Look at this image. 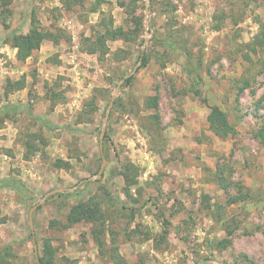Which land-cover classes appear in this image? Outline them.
<instances>
[{
    "label": "rangeland",
    "instance_id": "374dc122",
    "mask_svg": "<svg viewBox=\"0 0 264 264\" xmlns=\"http://www.w3.org/2000/svg\"><path fill=\"white\" fill-rule=\"evenodd\" d=\"M94 4L0 1V182H21L0 186L3 264H114L113 249L128 264H264V146L254 135L264 121V0H151L147 35L146 0ZM111 21L129 38L93 52ZM33 22L53 38L22 62L11 41ZM143 48L148 65L127 86ZM119 91L103 175L86 181L99 173ZM153 96L158 112L146 106ZM208 105L227 114L234 137L209 130ZM27 141L39 145L28 159ZM59 188L74 191L39 205ZM241 192L248 199L229 205ZM91 199L104 222L66 228L71 208Z\"/></svg>",
    "mask_w": 264,
    "mask_h": 264
},
{
    "label": "trees",
    "instance_id": "16d2710c",
    "mask_svg": "<svg viewBox=\"0 0 264 264\" xmlns=\"http://www.w3.org/2000/svg\"><path fill=\"white\" fill-rule=\"evenodd\" d=\"M1 4H7L12 0H0ZM257 1V0H254ZM81 0H66V4L69 8H71L72 5L80 3ZM105 0H95V4L93 7V11L97 12L99 10V7L101 4H103ZM99 26L103 28V32H101L97 37L93 44L94 49L93 52H97L98 50H101L105 52L108 51L107 48V42L108 41H116L120 39H128V34L121 28H115L113 25V22L109 23H100ZM141 26V25H139ZM53 38L51 32H44L43 30H39L36 27V24L33 22L32 30L27 35H16L12 38L11 45L18 50V60L25 62L28 58H30L33 53L40 49L42 43L47 40ZM99 47L101 49H99ZM142 57V55L139 57V59ZM148 65V57L146 53L143 55V61L138 68V72L144 68H146ZM262 71L264 72V61L262 62ZM197 69V66L192 69V73H195V70ZM135 80V75H130L125 79V83L127 86L133 85ZM16 89H21V83H18V86ZM194 93L198 96H200V91L194 90ZM203 101L207 104L208 102L203 99ZM96 102V97H93L91 104L89 107L96 108L97 105H94ZM93 106V107H92ZM147 109L149 110H155L158 112L159 110V96H153L151 97L147 104ZM210 108V113L208 115V124H209V130L216 135L217 137L221 139H227L229 137H234L237 134V131L235 127L230 123L227 114L218 106H211L208 105ZM153 118L155 119L156 123L160 124V117L159 114L156 113L153 115ZM255 137L259 141V143L264 146V121L261 123L260 128L254 133ZM107 138V134L105 136V139ZM44 143V141H41ZM25 147L27 150V153L25 157L28 159L30 155L34 154L36 151H39V145L37 143H32L31 141L25 142ZM55 168L63 169L65 166H68L67 163L58 160L54 164ZM122 167V166H121ZM123 168H126L127 172L125 171L123 173L126 182L130 185L134 183L133 178H131L130 171L133 169L137 172L133 165H125ZM218 182L221 185L222 189L228 191L229 185L226 183V179L224 177V171L219 168L218 170ZM0 186L3 187H11L15 185H20L21 182L14 180V179H5L1 180ZM135 184V183H134ZM248 199V195L246 193L241 192L238 196L229 197L228 204L233 205L239 202H243ZM1 214H0V220H1ZM104 215L101 211V208L97 204V202L91 200H88L86 202H81L75 206H73L70 210V213L68 214L67 220L68 224L66 225V228H70L71 226L82 223V222H90L93 224H102L104 222ZM163 235H167L169 233V224L166 222L163 223ZM103 234V232L101 233ZM234 234V231L229 230L227 231L228 238L223 239L219 246L222 248H227L231 244V238ZM102 245V242H101ZM114 253H112V259L114 261V264H128L122 257L119 256L117 249H113ZM0 263H6V259L3 257H0ZM42 264H47L43 259H41Z\"/></svg>",
    "mask_w": 264,
    "mask_h": 264
},
{
    "label": "water",
    "instance_id": "95a60500",
    "mask_svg": "<svg viewBox=\"0 0 264 264\" xmlns=\"http://www.w3.org/2000/svg\"><path fill=\"white\" fill-rule=\"evenodd\" d=\"M150 2H151V0H146V13H147V16H146V30H145V34L146 35L149 33V27H150V17H149ZM145 53H146V48H143L142 57L140 58L138 64L136 65V67H135L134 71L131 73V75L135 74L138 71V68L140 67V65H141V63L143 61V55ZM120 85H121V83H120ZM120 85H119V87H120ZM120 93L121 92L119 91V92H117V95L113 96V98H112V100L110 102V105H109V107L107 109L105 120H104V123H103V126H102L101 135H100L102 164H101L99 173L97 175H95L94 177L87 179L86 181L100 179L102 177V175H103L104 168H105V166L107 164V159L104 156L103 141H104L105 136L107 134L108 122H109V118H110V115H111V112H112V109H113V105H114V103L116 101V98L120 95ZM73 191H74V188H72V189H65V188L54 189L51 192H49L42 199V201L39 203V205H42L43 203H45L46 200L49 197H52V196L58 195V194L67 193V192H73ZM39 205L34 206L31 209V211H30V226H31V232H32V235H33V243H34V247H35V250H36V255L38 254V252H37V242H36V234H35V227H34V212L39 207Z\"/></svg>",
    "mask_w": 264,
    "mask_h": 264
}]
</instances>
